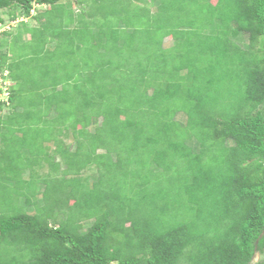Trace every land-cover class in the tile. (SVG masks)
I'll use <instances>...</instances> for the list:
<instances>
[{"label": "trees", "instance_id": "trees-1", "mask_svg": "<svg viewBox=\"0 0 264 264\" xmlns=\"http://www.w3.org/2000/svg\"><path fill=\"white\" fill-rule=\"evenodd\" d=\"M35 4L50 9L31 16ZM0 10L39 23L0 35L11 80L0 264H264V0H0ZM233 23L249 48L223 38ZM55 25L75 33L69 47L47 33ZM27 29L41 35L25 39ZM15 42L27 47L18 58ZM230 75L240 90L228 116L219 108ZM69 130L74 152L59 138ZM210 142L222 156L214 166ZM88 167L95 183L78 176ZM127 190L158 209L153 221H115ZM183 203L188 221L166 225Z\"/></svg>", "mask_w": 264, "mask_h": 264}, {"label": "rangeland", "instance_id": "rangeland-1", "mask_svg": "<svg viewBox=\"0 0 264 264\" xmlns=\"http://www.w3.org/2000/svg\"><path fill=\"white\" fill-rule=\"evenodd\" d=\"M90 5H91V3H90ZM94 7H98V4H95ZM49 8H50V6L49 7L47 6V9H45V10H48ZM73 10H75V12H79V8L76 5H73ZM134 11H135V9H134ZM40 12H42L41 8L40 9L39 8L36 9V7H34V11L32 12V14H36L37 15ZM51 12L60 13V14H63L65 16V18L61 20L62 23H64V26L68 27V25L71 23V20L68 18L67 10H64L63 8L62 9L58 8V9H53ZM56 13H52V14H50V16L54 19V17L58 16V14H56ZM139 14H140V12H139ZM140 15L145 16V14L143 12ZM0 17L4 20L3 25L0 27L1 32L3 30H9L11 33H15V32H17V30L18 31L23 30L24 28H22V25L20 23L17 24L18 22H24L29 28L37 27L39 25V23L34 22L35 20L32 19V18H23V19L20 18V19H18L16 21H8V19L10 18V14H9V11H7V10H0ZM56 25L53 27V30L51 29V27H49L46 30L47 33L50 34V35H56L58 40L55 39V41L63 44L64 47H69V44L72 42V40L75 39V37L73 36V34H75V33L72 32V31H70V32L67 31V28H66V30H61V29L57 28ZM144 25H145V21H143L137 27H140L139 29H141L142 26H144ZM228 26H229V28L227 30L223 31V33H224L223 38H225V40L226 39L232 40L234 42L236 40L241 45V47H243L245 49L249 48V44H248L249 43V36L247 34H240L238 37H234L232 35V33L230 32V30H232L233 32H236L235 24L234 23L232 25L229 24ZM27 30H30V31L26 32V35L24 36L25 39H29V36H33V40H35L36 36L39 37V35H41V33L39 31H37V29H27ZM200 31H202V30H200ZM136 32H137V39L140 38L143 41L144 39H142V38H143L144 30H136ZM168 32H170V31H168ZM47 33H46V35H47ZM167 37H169V35H167ZM219 37H220V39H222L221 35ZM199 38H201V37H199ZM164 39H165L164 48H169L172 45L171 39H168V38H164ZM140 42L141 41L139 40L137 42V44H139ZM31 43H32V41H31ZM72 47H73V44H72ZM26 49H27L26 46H22V45H20V44L15 42V43H13V46L11 47L12 52H10V53L13 55V58H18L19 55L22 52H24ZM25 52H27V50ZM254 54L255 55L257 54V56L260 55L259 52H254ZM142 61H144V60H142ZM58 62H60V61H58ZM66 62H67V65H70L71 63H73L72 60H67ZM129 63H131V61H129L127 64H129ZM129 65H131V64H129ZM229 78L231 80L228 79V84L225 83L221 87L222 88L221 89L222 90L221 94L223 96H225V98H228L229 101L227 102V104H225V107H222V105H221V107L219 108V109L222 108V110L227 109V110H225L223 112L225 114H227L228 116H229V114L232 113V111L229 108H227V107H231L232 110H233L234 107L238 106V103L233 101L232 97H236L238 91L240 90L238 80H234L231 75L229 76ZM9 85H10L9 81H7L4 84L0 85L1 90L3 91V93L0 95V115H2V116L7 115L8 112L10 111V106H9V102H8V99H7L8 98V93H9V91H8V89H9L8 86ZM213 90H214V88L212 89V91ZM49 116H50V119L54 118L55 117L54 111H51ZM176 120H178L181 123L185 124L186 117H185L184 114H177ZM98 123L99 124L101 123V119L98 121ZM88 130H89V132H93V128L92 127H88ZM66 133H67V135H64L65 133L61 134V136H59V138L63 141L62 142L63 145H66L67 147H69L71 149V152H74L76 144H75V142H74V140L72 138V135L70 134V130L68 132H66ZM227 143H228V145L232 144V142L228 141V140H227ZM190 144H191V147L193 148L194 152L198 151L199 146H198V143L196 141L192 140V141H190ZM211 145H212V142H210V146ZM53 147H54V144H52L51 148H53ZM207 150H208V153H209L210 157L209 158L208 157L205 158V161L210 163V165H212V166H214V164L217 165L216 163H214V162H216V160H217V163L221 162L222 156H221L219 150L216 147H214L212 145L211 147H208ZM213 155H215L216 158H212ZM56 162L57 163H61V160H60L59 157L56 158ZM63 168H64V166L61 163V170ZM44 171H46V170H43V172ZM97 174H98V172H97L96 169H93V168L91 169V168L88 167V168L84 169L81 172V174L78 175V176L79 177L81 176L82 178H85L87 180L88 179L95 180ZM27 175H28V173L25 172L23 174V177L26 178ZM124 194L126 196V200H125L124 204L122 205V207H125V209H122V210H120V212L116 213L117 214V216H115V221L116 222H120V220H123L125 217H132L133 220H136L135 222L138 225L142 224L144 221H146V222L153 221V219L155 217L154 214H153V211H156L158 209L152 207L147 202H140L139 204L136 203L137 199H139L140 196L137 195L135 191L133 192V191L127 190L124 193H121V195H124ZM175 196L179 197L178 195H175ZM133 200H136V201H133ZM158 205H160L159 202H158ZM188 207H189V205L187 203H183L180 206V209H176V207H174L173 210L171 209L175 213H176V211L178 212L177 217H176V219H173V220H169L167 218H164L165 224L166 225H170V224H173L175 221H185V222L188 221V217H189V215H188ZM137 208H139L138 211H136ZM27 211L29 213L32 212L31 208H28ZM139 211H141L142 213L141 214H137ZM100 212L101 211H97V214L99 215ZM170 213L173 215V213L171 211H170ZM95 214H96V212H95ZM155 223H157V221ZM86 231H87V226L84 224V226L81 228L80 233L84 234V233H86ZM131 234H133V230L131 231ZM118 236H119V234H115V238H117V240H118ZM126 241H133V239L129 238V237H126L122 241V244L125 245ZM256 258H257V256L254 259H256Z\"/></svg>", "mask_w": 264, "mask_h": 264}, {"label": "clouds", "instance_id": "clouds-1", "mask_svg": "<svg viewBox=\"0 0 264 264\" xmlns=\"http://www.w3.org/2000/svg\"><path fill=\"white\" fill-rule=\"evenodd\" d=\"M47 6L48 5H39V4H35L34 5V7H36V9L37 8H41V11H46L45 9H47ZM49 7V6H48ZM44 9V10H43ZM50 9V8H49ZM48 9V10H49ZM72 9H73V7H72ZM47 10V11H48ZM34 11V10H33ZM32 11V12H33ZM74 12H75V10H73ZM75 13H77V12H75ZM35 14H32L31 13V16H34ZM2 25H0V27H1ZM4 31V30H3ZM3 31L1 32V30H0V35L3 33ZM7 81H9L10 82V84H11V80H10V78H8L7 77V72H2V73H0V85H2V84H4L5 82H7ZM8 87H10V85L8 86ZM0 89H1V87H0ZM8 91H9V89H8ZM3 93V91L1 90V93H0V95ZM8 96H9V93H8ZM8 99V98H7ZM81 177V176H80ZM97 179H98V174L96 175V178H95V180H92V179H86L87 181H88V183H95L96 181H97ZM87 232V231H86Z\"/></svg>", "mask_w": 264, "mask_h": 264}]
</instances>
